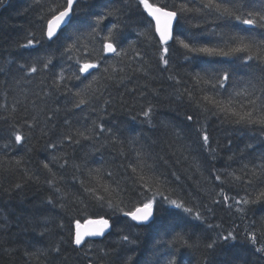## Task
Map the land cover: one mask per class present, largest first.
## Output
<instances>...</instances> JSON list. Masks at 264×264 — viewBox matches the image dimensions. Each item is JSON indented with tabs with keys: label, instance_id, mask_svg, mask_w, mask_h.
Wrapping results in <instances>:
<instances>
[{
	"label": "trees",
	"instance_id": "16d2710c",
	"mask_svg": "<svg viewBox=\"0 0 264 264\" xmlns=\"http://www.w3.org/2000/svg\"><path fill=\"white\" fill-rule=\"evenodd\" d=\"M85 2L96 13L111 10L114 14L106 16L96 33L79 28V39L72 35L81 23L77 17L76 27L70 26L59 41L50 42L43 35L51 18L49 9L66 6L67 0H0V264H169L170 260L175 264H206V260L209 264H264V253L256 252L264 246V199L256 204L235 203L241 198L255 200L264 190V174L259 170L264 165V129L236 124L223 114L214 115V110L204 111L198 101L205 94L213 95V90L193 79L197 72L203 76L204 70L221 75L223 70L233 71L235 80L226 90L219 89L223 99L234 91V83L236 90L248 87L240 81L253 75L259 87L264 75L256 67L260 62L248 61L250 67L245 68L242 59L193 54L175 40L167 46L160 44L138 0H81ZM150 2L172 6L184 0ZM200 2L194 0L193 6ZM114 24L122 33L119 47L126 50L120 56L103 51V38ZM231 25L233 31L251 34V26L236 21ZM213 30L227 32L228 28L212 16L187 15L175 24L174 35L181 39L196 35L197 46H216L219 40ZM252 31L258 39L264 33L260 28ZM29 39L40 43L23 47ZM74 42L75 47L65 52ZM165 55L168 65L161 60ZM49 57L52 63L45 69ZM86 61L98 63V68L80 74L79 67ZM33 66L36 73L28 71ZM106 67L109 73L112 67L116 69L111 80ZM73 73L81 79H70ZM61 75L65 78L57 80ZM92 76L100 77L94 87H102V93H87V104L74 108L77 98L72 93ZM121 77H125L122 82ZM149 105L151 123L142 114ZM13 125L26 137L19 145ZM100 125L105 132L96 135ZM77 129H94L92 139L76 136ZM204 131L209 135L207 146ZM69 135L80 143L65 140ZM49 144L56 147L49 148ZM137 152L146 154L147 162L167 179L165 195L190 208L191 214L164 204L163 214L150 225H136L122 213L100 207L85 190L95 188L96 195L108 198L111 193L113 203L122 198L130 207L134 205L139 188L131 166L137 162ZM53 156L61 159L53 162ZM65 159L67 164L61 167ZM46 162L51 172L44 168ZM75 165L81 166L79 171ZM95 168L102 169L99 184L95 173L89 175V169ZM234 176L241 179L234 180ZM52 179L55 183L50 185ZM197 213L202 220L195 219ZM101 216L109 219V233L76 247L72 241L77 223ZM178 232L192 247L174 240ZM229 232L234 239L224 241L222 237ZM124 235L135 243L122 241ZM253 235L255 243L249 239ZM213 241L215 251L206 247ZM57 248L58 252L53 251ZM38 250L44 255H34Z\"/></svg>",
	"mask_w": 264,
	"mask_h": 264
},
{
	"label": "snow or ice",
	"instance_id": "6c2138e0",
	"mask_svg": "<svg viewBox=\"0 0 264 264\" xmlns=\"http://www.w3.org/2000/svg\"><path fill=\"white\" fill-rule=\"evenodd\" d=\"M194 5V0H184V2L178 5L168 6L165 3H152L150 0H138V7L143 8V13H146L147 16L144 19L150 18L148 20L149 27H151L152 22L155 23V32L159 36V43L162 45H168L169 41H177L184 49L193 54H204L208 56H220V57H231L234 59H242V66L245 68L250 67L248 61L256 60L259 61L256 65L257 68L260 69L262 73H264V33H261V38L258 39L257 35L252 31L253 29L260 28L264 29V0H201L200 4ZM62 9V10H61ZM49 13L51 14V18L47 19L46 29L43 31V35L50 42H57L60 40L62 34L65 33V30L70 26H74V21L77 17L81 18V23L78 28L72 33L75 35L77 39H79V35L82 34L79 31V28L87 27L91 29V33H96L97 29L101 22L106 18V16H111L114 13L111 10H108L106 13H96L93 11L92 5L85 2L81 3V0H67L66 6L62 4H57L54 7L49 9ZM141 13V16H143ZM187 15L194 16H202L208 15L214 17L215 21H220L225 24L228 28V31H219L216 32L213 30L212 35L218 37L219 43L216 46H197L195 42L198 39V36L194 35L192 37H185V39H181L180 36L174 35V22L175 24H179L180 20ZM94 18V25L91 20ZM236 21L239 24L251 26L249 31L250 35H242L239 31H233L231 22ZM89 33V34H91ZM122 33L120 32L119 25H112L111 28L108 29L107 36L103 39L106 41L103 45V51L105 53H111L115 56H120L122 53L126 54V50L119 47ZM200 35H203L201 33ZM71 38V36L66 37ZM187 41V42H186ZM34 43H40V41H34V39H29L27 45L23 47H31ZM75 47V42L65 48V52H70ZM164 53H168L169 48L165 47L163 49ZM246 53L247 55L241 58L238 54ZM139 55V54H138ZM72 57L69 56V59ZM97 61L101 59L99 53L96 56ZM161 60L165 65H168L169 61L167 56H161ZM52 63L51 57L47 59L44 63L43 67L47 69L49 65ZM77 64H80L79 59L77 60ZM25 66L20 65V68L23 69ZM111 67V66H110ZM98 68V63L93 62H84L79 67V73H89L90 69ZM37 67L33 66L28 69L30 73H36ZM3 69H0L2 72ZM121 73L124 72V69L121 68L119 70ZM136 71H140V69H136ZM63 72V69H61ZM104 72L108 73L107 79L111 80L114 77V73L116 72L115 67H112V72L109 73V68H104ZM80 80L81 76L73 73V76L70 79ZM125 77H121V82ZM170 79L172 77H169ZM63 79V76L57 77V80ZM193 79L200 83L208 84L211 86L213 90V95L205 94L198 101V106H203L204 111H213V114H223L226 119L232 120L236 124L243 125H256L260 126L264 129V75H261L258 83L259 87H257V83L254 82L256 79L255 76H251L247 81L241 80V83H247L248 87L242 90H236L237 84H233L234 91L229 93L226 98H219L223 94L219 91V89H225L229 83L235 80L234 72L229 70H223L222 75L220 72L208 73L207 70H204V75L201 76L199 72L195 74ZM100 77L92 76L91 80L88 81L82 88H77L74 93H72L71 88H67L65 85V89L67 92L72 93L77 99L74 103V108H80L82 105L87 104V99L85 95L87 93H96L103 91L102 87H94L99 84ZM57 89L59 90V83L54 81ZM192 94L189 93V97L191 99ZM15 109H13L14 111ZM143 116L151 123V105H149L148 109L143 111ZM34 122L37 121V117L32 118ZM47 119H51V117H47ZM187 119L191 121L193 119L192 116H188ZM27 123V122H26ZM64 123L67 125L69 121L65 120ZM29 127L35 126V124H29ZM13 135L15 137V143L17 145L21 144L26 137H24L20 132L15 131V126L13 125ZM111 132V129L107 130ZM105 132L103 125L99 126V133L96 135L102 134ZM46 134V133H44ZM94 134V129H85L83 131L77 129L75 135L82 138L83 140L92 139V135ZM65 140H68L70 143L79 144L80 140H74L71 135L65 136ZM115 139V137H113ZM202 139L204 145L207 146L209 144V135L207 131H204L202 134ZM11 144V141L5 145L8 147ZM56 145L49 144V148H55ZM249 148L252 147L251 144L248 145ZM214 151V150H213ZM61 157L53 156L52 161H58ZM67 164V160L65 159L64 164H61V167H64ZM44 168L48 169L50 172L52 171L49 167V163H44ZM77 171L80 170V165H75ZM132 167V172L137 174L134 183L137 184L139 191L136 193L137 200L134 205L131 207L124 202L121 198L116 203H113L111 198V193H109V197L106 198L104 195H96L95 188H86L85 190L89 192L90 195L99 203L100 207L107 208L113 213L120 212L124 217L130 218L131 221L136 222V225L147 226L150 225L159 215L163 214L164 204H168L170 206H174L177 209L184 208L182 203L177 202L175 199H170L168 195H165L166 186L168 181L166 178H163V174L157 172L154 164H150L147 162L146 154L142 152H137V162ZM247 167V166H245ZM139 170V171H138ZM259 170L262 174H264V165L259 166ZM95 173L93 177L97 183L99 184L103 180L102 169L95 168L89 169V175ZM255 174V173H254ZM111 175V173H109ZM173 175H175L173 173ZM55 173H53V177ZM179 179V177H177ZM234 180H240L241 177L234 176ZM216 180H221L220 175H216ZM48 183L50 185L55 183V180H49ZM247 183H251V181H247ZM19 187V186H18ZM117 188H119V184H117ZM58 192L59 188L56 189ZM103 190L108 192V187L103 185ZM264 199V190L260 192V194L256 197L255 200L249 201L241 198L240 200H236V204H256ZM225 202L229 200V197H224ZM52 201L49 200V203ZM211 211V209H208ZM186 213L191 214L192 210L190 208H184ZM237 211L243 212L244 209H237ZM196 220H202V216L197 213L195 216ZM90 224L94 225L91 229L86 231H80V225L77 223V231L75 233L74 243L76 246H81L85 237H94V236H102L105 231L110 227L109 219H105L103 216L96 220H90ZM209 227H211L209 225ZM224 241H228L229 239H234L231 232L228 233L227 236L222 237ZM249 239L255 243L256 237L250 236ZM175 241L180 242L182 245L187 247H192L187 239L181 234L176 233L174 237ZM122 241L127 244H134L135 241L130 239L128 235H124L122 237ZM216 241L209 243L206 245L207 249L213 250ZM53 251H59V249H53ZM256 252L264 253V246L257 247ZM34 255L42 256L43 252L39 250ZM129 260L132 259L131 256L128 257ZM169 264H175L174 260H170ZM206 264L209 262L206 260Z\"/></svg>",
	"mask_w": 264,
	"mask_h": 264
},
{
	"label": "water",
	"instance_id": "95a60500",
	"mask_svg": "<svg viewBox=\"0 0 264 264\" xmlns=\"http://www.w3.org/2000/svg\"><path fill=\"white\" fill-rule=\"evenodd\" d=\"M154 23V21H153ZM174 28H175V22H174ZM154 29H155V23H154ZM156 33V32H155ZM157 35V34H156ZM158 39H159V36L157 35ZM172 41H169L168 45L171 43ZM109 55H113L111 53H108ZM94 69H90L89 72L93 71ZM90 220H96V219H89V220H86L84 223L82 224H79L80 225V231H86L88 229H91L92 227H94V225L90 224L89 221ZM134 222V221H133ZM136 224V222H134ZM110 224V223H109ZM77 231V227L75 228V233ZM110 231V227L105 231V233L102 235V236H94V237H85L84 241L82 242V245L83 243L88 240V239H102L104 238ZM74 237H75V234H74ZM75 245V244H74ZM81 245V246H82ZM76 246V245H75ZM81 246H76V247H81ZM93 264V263H92Z\"/></svg>",
	"mask_w": 264,
	"mask_h": 264
},
{
	"label": "bare ground",
	"instance_id": "6f19581e",
	"mask_svg": "<svg viewBox=\"0 0 264 264\" xmlns=\"http://www.w3.org/2000/svg\"><path fill=\"white\" fill-rule=\"evenodd\" d=\"M63 78H65V77H63ZM4 109V108H3ZM10 123V122H9ZM20 132V131H19ZM21 133V132H20ZM5 146V145H4ZM12 146V145H11ZM71 154H72V151H71ZM48 157V156H47ZM65 157V156H64ZM30 196V195H29ZM25 199V198H24ZM76 220V219H75Z\"/></svg>",
	"mask_w": 264,
	"mask_h": 264
}]
</instances>
